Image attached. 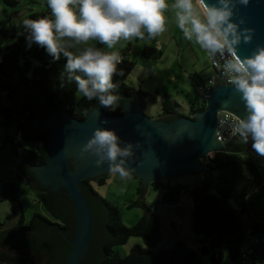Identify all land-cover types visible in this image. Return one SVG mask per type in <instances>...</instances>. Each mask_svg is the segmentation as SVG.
<instances>
[{"label": "trees", "instance_id": "obj_1", "mask_svg": "<svg viewBox=\"0 0 264 264\" xmlns=\"http://www.w3.org/2000/svg\"><path fill=\"white\" fill-rule=\"evenodd\" d=\"M28 1L34 3L36 0ZM18 4L19 0H0V6L4 9L16 8ZM45 4L47 7L45 12L32 11L24 19L42 17L54 19L47 0ZM15 12L17 10L2 14L0 10V148L9 149L10 156L18 169L20 162L27 167L46 162L49 135L43 132H27V128L36 118V112L31 104L24 103L16 113L14 112L13 84L15 82L27 90L37 87V93L47 105L52 107H60L58 95L65 97V110L76 119H84L87 111L100 101L98 97L89 101L79 93L76 81L69 78L70 74L65 68L66 58L63 54L57 61L39 45L31 43L29 46L27 38L29 33L22 23L20 31L16 32L13 17ZM89 46L108 52L106 46L99 41ZM142 54L148 58L151 49L144 46ZM120 55L122 62L117 65V70L123 71V76L113 77V82L117 84L113 92L119 96V99L137 102L144 109L147 103H154L156 97L162 95L161 113L158 119L185 116L171 94L163 92L161 87H156L151 93L142 88L136 90L127 85L124 79L133 69L134 62L125 54ZM100 106L108 114H120L122 111L119 101L114 108H107L101 104ZM204 106L205 104L190 99L188 116H193ZM235 151L219 150L208 156L206 164L210 174L191 189L186 183L170 184L168 180L150 183L154 189L164 187L158 202L160 205L177 206L184 191L190 190L192 230L194 234L200 236L198 249L188 246L182 239H177L171 247L153 252L152 249L161 241V216L157 212L158 204H151L144 200V195L141 196L142 183L133 173L140 184L136 189L137 198L128 203L127 208L140 207L142 215L131 226L122 223L119 207L93 188L94 181H80V184L89 187L90 196L98 199L107 210L105 227L111 232V237L101 245L103 257L99 264H204V262L206 264H247L249 261L264 260V239L252 248L246 259L242 258L245 244L254 236L264 235V222L256 217L248 227L244 224V216L250 210L247 200L251 195L264 191V184L260 167L248 151L246 154ZM21 176L25 184L34 188L37 200L43 205L45 211L58 219L63 231H66L67 224L51 209L47 195L36 188L29 176L23 172ZM105 179L106 176H102L96 181L98 184H103ZM19 195L20 190L16 183L7 181L3 184L0 196L13 204H18L20 213L16 227L6 231L13 229L21 231L35 227L36 219H42L41 213L33 212L28 221L29 226H22L24 215L19 203ZM14 214L15 209L6 214V219L12 218ZM132 236L140 237L145 245L135 243L126 255L120 256L113 248L124 244ZM0 264H36V262L28 256L0 250Z\"/></svg>", "mask_w": 264, "mask_h": 264}, {"label": "water", "instance_id": "obj_2", "mask_svg": "<svg viewBox=\"0 0 264 264\" xmlns=\"http://www.w3.org/2000/svg\"><path fill=\"white\" fill-rule=\"evenodd\" d=\"M222 7L219 0H205ZM232 21L240 30H253L250 42L241 39L234 56L243 59L264 47V0H249L244 6L232 0ZM241 19L244 23L240 24ZM241 35L243 32L241 31ZM16 113L24 103L32 105L36 118L28 133L49 135L44 164L18 169L30 177L43 191L51 209L68 226L66 231L45 227L38 219L31 232L13 229L0 234V249L30 256L38 264H99L103 257L102 243L111 237L106 229L107 210L82 180L95 181L110 171L109 162L96 165L98 156L83 153L96 129H111L120 138V147L131 145L130 157H125L146 192L147 184L168 180L184 173L202 174L206 178L208 156L219 150H240L249 146L242 138L234 141L215 139L217 112L227 111L237 119L247 117L242 93L232 84H216L205 92V106L193 116L153 119L142 106L131 100L119 99L120 114H108L97 103L84 119H76L65 110L64 99L58 95L60 107H52L37 93V87L24 89L14 84ZM121 158H118V160ZM253 216L264 222V191L247 200Z\"/></svg>", "mask_w": 264, "mask_h": 264}, {"label": "clouds", "instance_id": "obj_3", "mask_svg": "<svg viewBox=\"0 0 264 264\" xmlns=\"http://www.w3.org/2000/svg\"><path fill=\"white\" fill-rule=\"evenodd\" d=\"M247 6L249 0H238ZM54 19H24L22 24L29 33L31 43L44 48L54 60L66 58L65 68L74 79L78 91L89 101L99 98L100 104L113 108L119 96L113 90L115 75L122 62L119 51L107 52L88 46L74 54L63 44L65 38L75 44H87L95 40L113 49L121 40L155 39L166 30L165 11L174 10L176 24L187 40H195L209 54H227L224 65L229 74V83L242 93L247 117L238 119L235 132L264 157V47L254 55L240 59L233 55L241 39L250 42L253 30H240L232 21L235 6L232 0H219L222 7L208 4L205 0H47ZM244 21L241 19L240 24ZM241 31L243 35H241ZM79 73L78 75H72ZM92 151L98 156L99 167L105 160L110 171L118 173L124 180H132V171L125 159L133 155L131 145L120 147V138L114 130L96 129L82 154ZM118 158H121L118 160Z\"/></svg>", "mask_w": 264, "mask_h": 264}, {"label": "rangeland", "instance_id": "obj_4", "mask_svg": "<svg viewBox=\"0 0 264 264\" xmlns=\"http://www.w3.org/2000/svg\"><path fill=\"white\" fill-rule=\"evenodd\" d=\"M45 1L36 0L34 3H31L28 0H19L16 8L4 9L0 6V10L2 14L17 10L13 14V17L15 19V29L18 33L22 21L29 12L46 11ZM168 2L171 5L173 0H168ZM170 12H172L170 8L165 11L167 18L166 30L155 39H149L147 33H145L144 40H121L113 49H108L105 46L108 52L119 51L120 54L125 53L134 62L133 69L124 79L127 85L136 90L142 88L144 91L151 93L154 92L156 87H161L163 92L171 94L172 98L180 105L179 110L188 116L189 100L195 99L199 101V98L195 95L196 86L202 80H206L207 77L212 75V69L208 64L207 54L194 39L187 40L183 36L182 31L176 24V17L173 14L174 10L172 13ZM96 42L92 40L87 44H75L74 41L65 38L63 44L69 51L78 54L79 51ZM158 45L161 46L160 50L157 48ZM144 46L152 49L148 58H145L142 54ZM159 52L161 53L159 54ZM162 97V95L157 96L154 103H147L143 109L153 119H157L161 113ZM253 158L264 175V163L258 162L259 155ZM262 158L264 160V157ZM198 175L186 173L170 178L168 181L170 184L186 183L192 187L199 183L200 177ZM132 176V180H124L118 173L109 171L103 184H98L97 181L92 182L93 188L101 196L119 207L122 223L127 226L134 224L142 215L140 207L127 208L128 203L137 198L136 189L140 184L138 178L133 174ZM7 181L14 182L19 187V203L22 208L25 224H27L33 212L46 213L43 205L37 200L34 188L23 182L21 172L16 168L15 161L10 156L9 149L6 147L0 148V192L3 184ZM163 190L164 187L154 189L150 184H147L144 200L151 204H158ZM189 204L192 205L190 190L184 191L177 206L158 204L157 212L161 216V241L152 249L153 252L171 247L177 239L184 240L188 246L194 249L199 248L198 238L200 236L193 233ZM18 206V204H13L0 196V222H6L7 226L15 223L20 214ZM13 209H15L14 216L6 219V214L10 213ZM245 224H248L247 219L245 220ZM135 243L145 245L140 237L132 236L124 244L115 246L113 249L120 256H124ZM20 255L28 256L24 254ZM204 259H206L205 256ZM204 264L206 263L204 262ZM247 264H264V260L257 262L249 261Z\"/></svg>", "mask_w": 264, "mask_h": 264}, {"label": "built area", "instance_id": "obj_5", "mask_svg": "<svg viewBox=\"0 0 264 264\" xmlns=\"http://www.w3.org/2000/svg\"><path fill=\"white\" fill-rule=\"evenodd\" d=\"M202 49L208 56V63L212 69V75L206 78V80H202L196 86L195 95L199 98V102L201 104H205L206 94L203 91H206V89L216 84H219V83L221 84H231V83H229V74L227 73L224 67L228 59L227 54L226 53L209 54L204 48ZM237 120L238 119L232 114H230L229 112L219 110L217 112L216 129H215V134H214L215 139L218 141H230V140L241 138L235 132ZM248 141L250 143L248 153L252 157L258 156L257 153L252 148L253 141L251 140V138H249ZM261 236L262 235H259V236L257 235V236L252 237L250 241L247 243V245H245L243 252H242L243 259H246L247 254L251 252L252 248L264 239V235L262 237Z\"/></svg>", "mask_w": 264, "mask_h": 264}, {"label": "flooded vegetation", "instance_id": "obj_6", "mask_svg": "<svg viewBox=\"0 0 264 264\" xmlns=\"http://www.w3.org/2000/svg\"><path fill=\"white\" fill-rule=\"evenodd\" d=\"M107 174H103L102 176H106ZM41 218L42 219H39V221L45 226V227H55L57 229H59L60 231L63 230L62 228V225L60 224V222L58 221V219L54 218L49 212H46L45 214H41ZM19 217H20V214L17 218V220L15 221V223H12L10 225H6V222H0V234H4L5 232H7L6 230L9 229V228H13V227H16V225L18 224L19 222ZM36 223V222H35ZM23 227H28L29 226V223L27 222V224H25L23 222ZM35 227H32V228H26L24 230H21V231H24V232H31ZM1 250V249H0ZM31 258V257H30ZM32 259V258H31ZM35 261V260H34ZM36 262V261H35ZM37 264V262H36Z\"/></svg>", "mask_w": 264, "mask_h": 264}, {"label": "crops", "instance_id": "obj_7", "mask_svg": "<svg viewBox=\"0 0 264 264\" xmlns=\"http://www.w3.org/2000/svg\"><path fill=\"white\" fill-rule=\"evenodd\" d=\"M171 9V8H170ZM172 12H173V9H172ZM172 12H170V13H172ZM173 14H174V16H175V13L173 12ZM174 21V20H173ZM148 47V46H147ZM150 48V47H149ZM157 48L160 50L161 49V46H157ZM151 49V48H150ZM151 52H152V49H151ZM161 52H159V54H160ZM125 54V53H124ZM125 56H127V55H125ZM209 64V63H208ZM208 78V77H207ZM239 139H241V138H239ZM234 140H238V139H234ZM234 140H231V141H234ZM248 142V144H249V146L248 147H246V148H244V149H240V150H236L235 152L236 153H238V152H241L242 154L244 153V154H246V152L249 150V147H250V143H249V141H247ZM258 162L259 163H264V160H263V158L261 157V156H259V159H258ZM210 174V173H209ZM209 174H206V176H208ZM199 177H200V180H199V183L204 179V176L202 175V174H199L198 175ZM262 182H263V184H264V175L262 174ZM189 185V184H188ZM189 187H190V185H189ZM193 187V186H192ZM192 187H190V189L192 188ZM262 191V190H261ZM192 198V197H191ZM191 207H192V205H190L189 204V210H191ZM248 215H250L249 217H248ZM247 219V222H248V224H245V220ZM255 220V216H253V214L251 213V211L249 210L246 214H245V216H244V224H245V226H249L253 221Z\"/></svg>", "mask_w": 264, "mask_h": 264}]
</instances>
